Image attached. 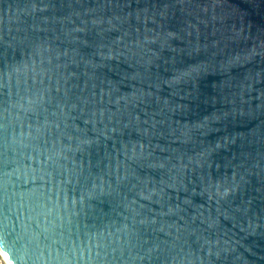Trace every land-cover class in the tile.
<instances>
[{
  "label": "water",
  "instance_id": "95a60500",
  "mask_svg": "<svg viewBox=\"0 0 264 264\" xmlns=\"http://www.w3.org/2000/svg\"><path fill=\"white\" fill-rule=\"evenodd\" d=\"M11 264H264V0H0Z\"/></svg>",
  "mask_w": 264,
  "mask_h": 264
},
{
  "label": "bare ground",
  "instance_id": "6f19581e",
  "mask_svg": "<svg viewBox=\"0 0 264 264\" xmlns=\"http://www.w3.org/2000/svg\"><path fill=\"white\" fill-rule=\"evenodd\" d=\"M0 253H1L2 257L4 258L5 262H6L7 264H11V263L9 262V260L7 259V257L3 254V252H2L1 250H0Z\"/></svg>",
  "mask_w": 264,
  "mask_h": 264
},
{
  "label": "flooded vegetation",
  "instance_id": "af4514ba",
  "mask_svg": "<svg viewBox=\"0 0 264 264\" xmlns=\"http://www.w3.org/2000/svg\"><path fill=\"white\" fill-rule=\"evenodd\" d=\"M0 264H7L0 253Z\"/></svg>",
  "mask_w": 264,
  "mask_h": 264
}]
</instances>
